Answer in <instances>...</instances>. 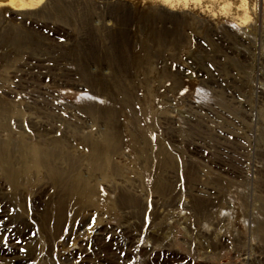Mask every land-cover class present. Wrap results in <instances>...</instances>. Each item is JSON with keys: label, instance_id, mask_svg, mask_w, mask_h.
Instances as JSON below:
<instances>
[{"label": "rangeland", "instance_id": "1", "mask_svg": "<svg viewBox=\"0 0 264 264\" xmlns=\"http://www.w3.org/2000/svg\"><path fill=\"white\" fill-rule=\"evenodd\" d=\"M39 263L264 264V0L0 4V264Z\"/></svg>", "mask_w": 264, "mask_h": 264}, {"label": "bare ground", "instance_id": "2", "mask_svg": "<svg viewBox=\"0 0 264 264\" xmlns=\"http://www.w3.org/2000/svg\"><path fill=\"white\" fill-rule=\"evenodd\" d=\"M42 0H0V4H6V5H8V6H10L11 8H14V9H25V8H33V7H35V6H37L40 2H41ZM242 6H243V4H241ZM52 153H50V152H47V151H45L44 153H42V158H44V160L46 161V162H50V158H51V155ZM34 156V157H33ZM32 156V158L29 160V161H27L26 163H25V165H24V167H23V169H21V170H19V171H17L16 173L14 172H12L11 170H10V174L12 175V176H15V175H20V174H24L27 170H28V168L30 167V166H35L36 164H37V161L36 160H38V159H36V156L35 155H33ZM56 156V155H55ZM60 156H62V154H60L59 155V157ZM38 158V157H37ZM51 163V162H50ZM32 168V167H31ZM52 168V167H51ZM52 170H55V171H57L56 170V168H53ZM58 172V171H57ZM56 172V173H57ZM61 172V171H60ZM58 175H60V174H58ZM76 178H78V177H76ZM76 182V181H75ZM77 194V193H76ZM78 200V199H77ZM63 203V202H62ZM64 204V203H63ZM63 204L60 206H56L55 208H54V210H53V212H49L50 213V215H51V213L53 214V217L52 216H50V215H48V216H50V217H52V220H53V222H54V224L58 227V226H60L61 225V223L63 222ZM65 205H66V203H65ZM70 205V204H69ZM72 206V205H71ZM70 206V207H71ZM50 211V210H49ZM52 211V210H51ZM66 214V213H65ZM65 216V215H64ZM74 216V215H73ZM65 220V219H64ZM48 221V220H47ZM64 224V223H63ZM51 226V225H50ZM55 227V226H54ZM50 229V228H49ZM59 229V228H58ZM57 234V233H56ZM40 237V236H39ZM56 237V236H55ZM53 238V237H52ZM39 239V238H38ZM39 241H40V239H39ZM41 252V251H40ZM49 260H47V262H48ZM44 262V261H43ZM50 263V262H49ZM40 264V263H39ZM46 264V263H45ZM59 264V263H58Z\"/></svg>", "mask_w": 264, "mask_h": 264}, {"label": "snow or ice", "instance_id": "3", "mask_svg": "<svg viewBox=\"0 0 264 264\" xmlns=\"http://www.w3.org/2000/svg\"><path fill=\"white\" fill-rule=\"evenodd\" d=\"M62 39V38H61ZM94 219V218H93Z\"/></svg>", "mask_w": 264, "mask_h": 264}]
</instances>
